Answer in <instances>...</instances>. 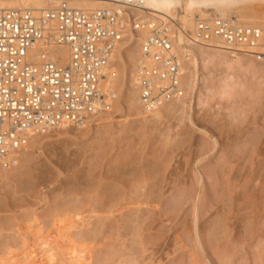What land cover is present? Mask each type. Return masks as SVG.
<instances>
[{
    "label": "rangeland",
    "instance_id": "obj_1",
    "mask_svg": "<svg viewBox=\"0 0 264 264\" xmlns=\"http://www.w3.org/2000/svg\"><path fill=\"white\" fill-rule=\"evenodd\" d=\"M204 52L160 116L122 80L104 116L0 165V264H264V60Z\"/></svg>",
    "mask_w": 264,
    "mask_h": 264
},
{
    "label": "built area",
    "instance_id": "obj_2",
    "mask_svg": "<svg viewBox=\"0 0 264 264\" xmlns=\"http://www.w3.org/2000/svg\"><path fill=\"white\" fill-rule=\"evenodd\" d=\"M181 24L141 0L94 9L69 0L41 9L0 6V162L9 166L32 134L78 126L110 106L112 93L103 83L127 28L140 35L135 77L144 110L185 92L179 33L185 42L264 58V10L257 24L234 14H195L191 31ZM58 46L67 50L65 62L50 55Z\"/></svg>",
    "mask_w": 264,
    "mask_h": 264
},
{
    "label": "bare ground",
    "instance_id": "obj_3",
    "mask_svg": "<svg viewBox=\"0 0 264 264\" xmlns=\"http://www.w3.org/2000/svg\"><path fill=\"white\" fill-rule=\"evenodd\" d=\"M60 1L61 0H0V6L5 8L28 7L30 9H41V8L52 7ZM69 1L74 3L76 6L85 9H94L97 7L111 6L123 2L124 0H69ZM141 1L143 6L152 10L153 13L176 17L181 21L182 28L184 30H190V31L192 29V18L195 14L207 15V16L213 14H222V15L234 14L236 18L239 21H242L243 23L257 24L260 20L262 11L264 10V0H141ZM168 5H171V7H169ZM139 40H140V35H138V33L128 28L125 30L123 38L116 44L114 48L110 60V66L108 67L107 70L108 75L103 83V87L105 89L110 90L111 93H114L118 87V84L122 80L130 79L131 80L130 85H132L134 88L128 94V109L130 110L131 113L133 114L135 113L136 115L143 113L141 110L142 107L140 108L141 105L139 104V100H138L137 81L135 77L136 64L139 58V48H138ZM176 47L181 62L180 71L182 74L183 87H184V75L187 70L186 66L190 62H192L191 57L193 55V52L197 50L198 51L205 50L206 52L204 53H206L208 57H210L213 60L216 59L217 62H220L228 66H233L236 64L240 65L241 67L244 66L246 68L252 66V61L250 59L242 58L241 56H235L236 53L234 52L228 54L229 56L227 57L226 51L224 50L204 47L199 45L198 43L185 42L183 37L181 36V33L178 34ZM31 52L33 53L35 52V50H31ZM50 55L53 58L59 57L61 62H65L68 58L67 50L62 46L52 48ZM260 60H264V58H261ZM117 69L119 75L118 77H115L114 70ZM116 85L117 87L115 89ZM161 104H158L149 113H151L154 117L158 115L160 116V114L158 113ZM113 105L115 108L118 107L117 102H114ZM110 106L105 111H107L110 108ZM149 110L146 109L144 111H149ZM104 115L105 114L98 113L97 115L93 116L94 118L92 117L90 120H95L98 118V116L101 117ZM64 125H71V124H64ZM64 125L55 127L53 129H50L42 133H34L29 137L26 144L33 142L39 136L48 134L50 131H53L59 127L62 128V126L64 127ZM79 127H82L81 124L79 125ZM22 148H20L19 150H21ZM16 153L14 154L13 160L15 158ZM0 165H2L3 167H7V165L2 164L1 162ZM2 166H0V169ZM38 239L40 240V238ZM47 243H48V238L40 240L38 244L42 248V246L45 247L46 245H48ZM84 255L85 254L77 253L71 259H73L74 261L73 263L75 264H84V262L88 258V257L86 258V256Z\"/></svg>",
    "mask_w": 264,
    "mask_h": 264
},
{
    "label": "snow or ice",
    "instance_id": "obj_4",
    "mask_svg": "<svg viewBox=\"0 0 264 264\" xmlns=\"http://www.w3.org/2000/svg\"><path fill=\"white\" fill-rule=\"evenodd\" d=\"M152 6H154V5H152ZM169 7H171V5H168Z\"/></svg>",
    "mask_w": 264,
    "mask_h": 264
}]
</instances>
